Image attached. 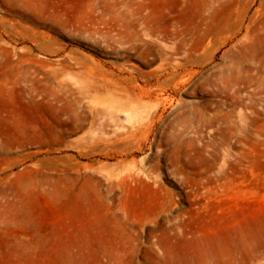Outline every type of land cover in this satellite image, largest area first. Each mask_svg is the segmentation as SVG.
I'll return each instance as SVG.
<instances>
[{"label": "rangeland", "instance_id": "rangeland-1", "mask_svg": "<svg viewBox=\"0 0 264 264\" xmlns=\"http://www.w3.org/2000/svg\"><path fill=\"white\" fill-rule=\"evenodd\" d=\"M0 264H264V0H0Z\"/></svg>", "mask_w": 264, "mask_h": 264}]
</instances>
